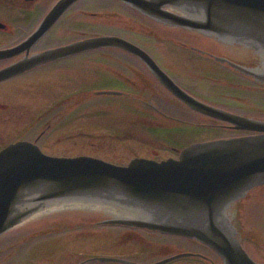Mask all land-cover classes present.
Wrapping results in <instances>:
<instances>
[{
    "label": "water",
    "instance_id": "95a60500",
    "mask_svg": "<svg viewBox=\"0 0 264 264\" xmlns=\"http://www.w3.org/2000/svg\"><path fill=\"white\" fill-rule=\"evenodd\" d=\"M78 1L60 0L25 42L0 50V59L28 54ZM124 1L158 22L242 45L264 60V0ZM102 48H118L139 56L186 105L255 134L193 144L178 160L135 159L127 166L87 156L53 157L30 142L10 145L0 153V237L33 216L93 221L92 228L102 229L110 226L98 223L109 220L103 224L195 239L214 251L223 264H259L234 237L228 209L249 193L239 205V223L245 226V201L264 188V121L190 99L145 51L118 37H94L25 58L1 70L0 81L51 61ZM241 70L264 85V64L256 70ZM114 213L118 214L110 220Z\"/></svg>",
    "mask_w": 264,
    "mask_h": 264
},
{
    "label": "flooded vegetation",
    "instance_id": "af4514ba",
    "mask_svg": "<svg viewBox=\"0 0 264 264\" xmlns=\"http://www.w3.org/2000/svg\"><path fill=\"white\" fill-rule=\"evenodd\" d=\"M58 1L0 0V38L10 39V45L0 47V50L11 49L25 42ZM90 1L92 0H80L66 10L54 26L34 44L28 54L24 53L19 56L0 59V71L25 58L98 36H117L136 44L118 34L83 33L80 35L76 25V16L79 11L76 9L83 6L86 11L80 10L81 15L94 16L93 13L87 11V4ZM94 1L99 4L109 3V6H113L114 11L126 7L140 18L157 23L124 0ZM43 12L44 14H42ZM37 16L39 18L31 26L33 30H26L27 27L30 28L32 19ZM164 27L185 33V36H180L182 40L178 41L174 38L173 41L187 49L186 51L165 54L173 57L164 61L142 45H136L147 52L160 70L181 92L190 99L209 107L264 121V112H260L258 109L250 110L245 105L240 104L264 103V85L257 83L253 77L244 74L241 70L252 71L263 66L264 60L260 54L242 45L222 41L215 36L206 35L199 31L168 25ZM97 65L103 67V72L95 76L94 69ZM53 68L58 82L57 94L53 95L51 99L38 96L36 100L37 92L35 93L34 86L29 83L30 78H32L29 75ZM79 68L82 70L89 69L85 78L79 74ZM128 72L134 77L128 76ZM94 76L98 79L96 80ZM95 81L97 82L96 85ZM251 90L261 93L262 98H258L257 101L245 98L243 92ZM95 96L102 99L95 100ZM79 97L81 98L79 99ZM29 103L36 104L31 105ZM76 103H117L120 108H126V103H140V105L141 103L175 104L178 112L186 117L185 120L169 117L170 121H176L181 126L162 129L171 131L170 133H180L182 138H179V140L181 139L179 143L171 142L172 155L170 157L157 161L170 158L178 159L183 150L196 143L252 134L237 130L230 123L215 119L186 105L185 101L159 80L139 56L121 49L103 48L51 61L0 81V153L10 145L23 141L34 143L41 150H43L44 145L49 147L50 144L45 143L49 134L54 131L61 134L64 126H72L73 123L77 122ZM158 129L161 130V128ZM70 131L69 134L75 132L74 130ZM158 156L156 152L153 157L142 158L156 160ZM245 198L236 202L229 209L232 218V233L244 248L247 247L245 242L249 239L243 233L244 223H241L243 227L239 223L240 216H242L239 205L244 203ZM235 208H237L236 211ZM73 230L75 229H46V231L54 232L49 235L57 236L62 235L59 232ZM97 231L121 232L113 234L116 236L127 235L128 238L125 240H129L138 249L137 251L133 250L128 258L108 257L117 258L119 261H101L100 258L105 256L88 255L79 250L65 249L58 264H159L162 262H164L163 264H222L221 259L213 251L196 240L141 228L111 227ZM143 232L151 238L155 236L156 240L158 237L161 240H169H164L163 246L158 248L159 244L153 246L148 241L144 242V239L140 237L144 234ZM131 235H135V238ZM54 240L60 242L64 239L59 237V239ZM59 246L61 247L62 244H58ZM13 247L14 245L11 244L10 249L12 251ZM159 255L163 258L155 259V256ZM6 264H10V261L8 260Z\"/></svg>",
    "mask_w": 264,
    "mask_h": 264
},
{
    "label": "rangeland",
    "instance_id": "374dc122",
    "mask_svg": "<svg viewBox=\"0 0 264 264\" xmlns=\"http://www.w3.org/2000/svg\"><path fill=\"white\" fill-rule=\"evenodd\" d=\"M87 7V11L94 16L81 15L80 10L86 11L83 6L76 9L79 11L76 16V25L80 35L83 33L122 35L142 45L164 61L173 57L165 54L187 50L173 41L174 38L178 41L182 40L180 36H185V33L167 29L165 25L159 23L156 25L145 18H140L126 7L114 11L109 3L99 4L96 1L89 2ZM37 18L39 17L32 19L30 28L27 27L26 30H33L31 26ZM8 45H10V39L0 38V47ZM88 72L89 69L79 68V74L83 78ZM101 72L103 67L95 66V76ZM55 73L53 68L29 75V77L32 76L29 83L34 86L35 93L37 92L36 100L38 96L51 99L57 94L58 82ZM128 76L134 77L129 75V72ZM95 79L98 78L95 77ZM96 83L95 81V85ZM40 90L42 92H39ZM243 95L247 99L256 101L262 98L261 93L253 90L243 92ZM94 99L102 98L95 96ZM126 104V108H120L117 103H76L77 122L72 126H64L61 134L55 131L49 134L45 143L50 146L44 145V152L52 156H90L119 165H127L136 157H153L156 152L159 155L156 160L170 157L171 142L179 143L182 135L164 131L162 128L181 126L176 121H170L169 117L172 119L186 117L178 112L173 103ZM240 104L250 110L258 109L264 112V103ZM70 130L75 132L69 134ZM92 226H95L93 221L52 215L33 217L0 238V264H6L8 260L10 264H58L65 249L79 250L88 255L119 258H128L133 250L137 251L138 247L129 240H125L128 238L127 235L116 236L113 234L116 233L114 231H97L102 228H92ZM57 228L75 230L59 232L62 233L60 236L49 235L54 232L46 231V229ZM118 233L121 232L116 234ZM145 234L147 233L140 236L144 242L148 241L153 246L159 244L158 248H161L166 240H161L159 237L156 240L155 236L151 238ZM245 236L249 239L245 242L247 249L258 262L264 264V188H259L255 197L245 201ZM59 237L64 240L60 242L54 240ZM131 237L135 238V235ZM11 244L14 245L13 251L10 249ZM58 244L62 246L58 247ZM72 245L73 247H70ZM162 258L161 255L155 256V259Z\"/></svg>",
    "mask_w": 264,
    "mask_h": 264
},
{
    "label": "bare ground",
    "instance_id": "6f19581e",
    "mask_svg": "<svg viewBox=\"0 0 264 264\" xmlns=\"http://www.w3.org/2000/svg\"><path fill=\"white\" fill-rule=\"evenodd\" d=\"M59 1H60V0H59ZM59 1H58V2H59ZM58 2H57V3H58ZM57 3H56V4H57ZM166 10H168V9H166ZM184 29H185V28H184ZM166 77H167V76H166ZM39 217H40V216H36V218H39ZM28 220H29V219H28ZM28 220H26V221H28ZM26 221H25V222H26ZM177 237H180V236H177ZM185 238H186V237H185ZM200 244H202V243H200ZM202 245H204V244H202ZM204 246H206V245H204ZM207 248H209V247H207ZM246 248H247V247H246ZM209 249H210V248H209ZM210 250H211V249H210ZM211 251H212V250H211ZM247 251H249V250L247 249ZM255 261H256V260H255ZM256 262L259 263V264H263V263L258 262V261H256Z\"/></svg>",
    "mask_w": 264,
    "mask_h": 264
}]
</instances>
